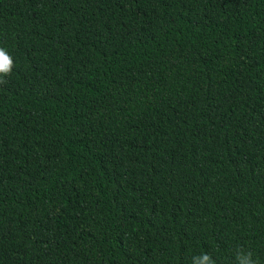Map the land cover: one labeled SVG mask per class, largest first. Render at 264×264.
I'll list each match as a JSON object with an SVG mask.
<instances>
[{
	"label": "trees",
	"instance_id": "1",
	"mask_svg": "<svg viewBox=\"0 0 264 264\" xmlns=\"http://www.w3.org/2000/svg\"><path fill=\"white\" fill-rule=\"evenodd\" d=\"M0 264H264V0H0Z\"/></svg>",
	"mask_w": 264,
	"mask_h": 264
},
{
	"label": "clouds",
	"instance_id": "2",
	"mask_svg": "<svg viewBox=\"0 0 264 264\" xmlns=\"http://www.w3.org/2000/svg\"><path fill=\"white\" fill-rule=\"evenodd\" d=\"M14 67L12 56L4 47H0V85L7 83L4 79L9 76ZM236 264H256L252 259V253L238 251L235 255ZM193 264H215V261L208 253L193 257Z\"/></svg>",
	"mask_w": 264,
	"mask_h": 264
}]
</instances>
